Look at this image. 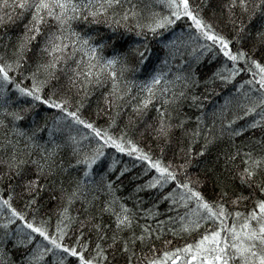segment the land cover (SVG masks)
<instances>
[{"label":"snow or ice","instance_id":"obj_1","mask_svg":"<svg viewBox=\"0 0 264 264\" xmlns=\"http://www.w3.org/2000/svg\"><path fill=\"white\" fill-rule=\"evenodd\" d=\"M0 264H264V0H0Z\"/></svg>","mask_w":264,"mask_h":264},{"label":"trees","instance_id":"obj_2","mask_svg":"<svg viewBox=\"0 0 264 264\" xmlns=\"http://www.w3.org/2000/svg\"><path fill=\"white\" fill-rule=\"evenodd\" d=\"M124 159H127V157H125Z\"/></svg>","mask_w":264,"mask_h":264}]
</instances>
